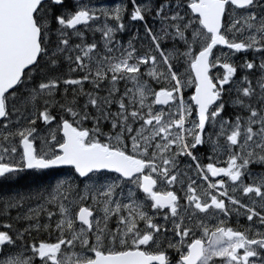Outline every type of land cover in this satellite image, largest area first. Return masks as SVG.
Listing matches in <instances>:
<instances>
[{"label":"snow or ice","instance_id":"obj_1","mask_svg":"<svg viewBox=\"0 0 264 264\" xmlns=\"http://www.w3.org/2000/svg\"><path fill=\"white\" fill-rule=\"evenodd\" d=\"M0 264H264V0H0Z\"/></svg>","mask_w":264,"mask_h":264},{"label":"rangeland","instance_id":"obj_2","mask_svg":"<svg viewBox=\"0 0 264 264\" xmlns=\"http://www.w3.org/2000/svg\"><path fill=\"white\" fill-rule=\"evenodd\" d=\"M103 3H111V0H108L107 2H103ZM63 174L64 173L62 171H58L55 174H47V175L36 176V177L26 175L22 177L13 187L18 188V189H24L34 184H37V183L54 182L55 178L58 175H63Z\"/></svg>","mask_w":264,"mask_h":264},{"label":"trees","instance_id":"obj_3","mask_svg":"<svg viewBox=\"0 0 264 264\" xmlns=\"http://www.w3.org/2000/svg\"><path fill=\"white\" fill-rule=\"evenodd\" d=\"M108 0H101V2H107Z\"/></svg>","mask_w":264,"mask_h":264}]
</instances>
